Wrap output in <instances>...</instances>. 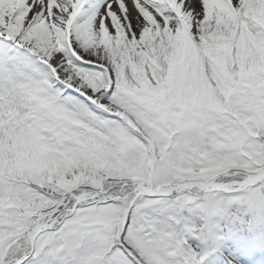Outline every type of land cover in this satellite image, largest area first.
I'll list each match as a JSON object with an SVG mask.
<instances>
[{"label":"snow or ice","instance_id":"6c2138e0","mask_svg":"<svg viewBox=\"0 0 264 264\" xmlns=\"http://www.w3.org/2000/svg\"><path fill=\"white\" fill-rule=\"evenodd\" d=\"M233 228L264 264V0H0V264H203Z\"/></svg>","mask_w":264,"mask_h":264},{"label":"rangeland","instance_id":"374dc122","mask_svg":"<svg viewBox=\"0 0 264 264\" xmlns=\"http://www.w3.org/2000/svg\"><path fill=\"white\" fill-rule=\"evenodd\" d=\"M243 231L244 230L240 229L241 235H237L235 233V228H233L231 231L224 230L223 238L218 239L215 242L214 246L216 247V251L207 257L203 264H211L215 261H219L220 259H218V257L220 258L221 256H223L227 260V263L230 264L229 258H227L229 251L234 250L238 245L241 244V241L244 239V234H242ZM255 238L257 242H259L258 238L264 241V237L260 236L259 234Z\"/></svg>","mask_w":264,"mask_h":264},{"label":"bare ground","instance_id":"6f19581e","mask_svg":"<svg viewBox=\"0 0 264 264\" xmlns=\"http://www.w3.org/2000/svg\"><path fill=\"white\" fill-rule=\"evenodd\" d=\"M241 248L240 245L234 249L233 251L229 252L228 258L230 259L232 264H243V261H241L238 257V253L240 252ZM212 264H218V262H214Z\"/></svg>","mask_w":264,"mask_h":264}]
</instances>
